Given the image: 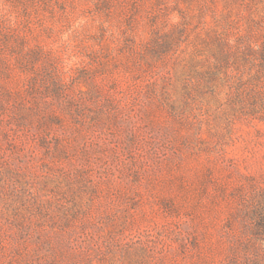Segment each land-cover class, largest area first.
<instances>
[{"label":"rangeland","instance_id":"obj_1","mask_svg":"<svg viewBox=\"0 0 264 264\" xmlns=\"http://www.w3.org/2000/svg\"><path fill=\"white\" fill-rule=\"evenodd\" d=\"M263 44L264 0H0V264L264 257Z\"/></svg>","mask_w":264,"mask_h":264},{"label":"trees","instance_id":"obj_2","mask_svg":"<svg viewBox=\"0 0 264 264\" xmlns=\"http://www.w3.org/2000/svg\"><path fill=\"white\" fill-rule=\"evenodd\" d=\"M250 51L254 50L253 48H249ZM253 59V57H252ZM258 59V60H257ZM257 62H259V67H260V71L259 73H263L264 72V44L260 47V49L258 50V58H257ZM261 238H258L257 240H259ZM256 239H254L255 241ZM252 242L253 239H251ZM253 247V250H255L257 247H259V242L258 243H252L251 244ZM256 245V246H255ZM264 257H260L258 249H256V251L254 252V260H253V264H263L264 263Z\"/></svg>","mask_w":264,"mask_h":264}]
</instances>
